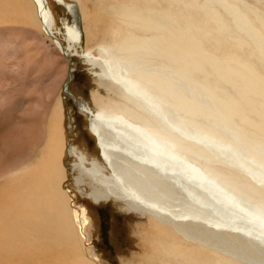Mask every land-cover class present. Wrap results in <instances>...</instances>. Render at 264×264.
<instances>
[{"label":"bare ground","instance_id":"1","mask_svg":"<svg viewBox=\"0 0 264 264\" xmlns=\"http://www.w3.org/2000/svg\"><path fill=\"white\" fill-rule=\"evenodd\" d=\"M77 1L82 22L74 10L60 37L47 0H0V264L100 260L91 219L63 186L75 55L100 69L80 109L111 174L81 153L73 169L96 204L139 216L138 249L119 264H264V11L243 0ZM181 3L196 18L172 11ZM96 5L111 34H125L110 46L95 48L87 31Z\"/></svg>","mask_w":264,"mask_h":264},{"label":"rangeland","instance_id":"2","mask_svg":"<svg viewBox=\"0 0 264 264\" xmlns=\"http://www.w3.org/2000/svg\"><path fill=\"white\" fill-rule=\"evenodd\" d=\"M118 2H125V0H113ZM246 4L257 7L259 10L264 11V0H243ZM47 4L51 7L53 16L56 20V26L53 31L57 32V35L61 37L64 31V24L66 22H72L73 11L80 16V4L77 0H47ZM87 6L91 5L90 2L86 3ZM74 5L75 9L71 6ZM175 7V8H174ZM172 11L176 14H182L187 12L189 17L196 18L192 10L188 7L185 9L184 4L171 6ZM72 11V12H71ZM79 13V14H78ZM96 15L99 16L98 24L91 27H86L89 33L96 31L101 40V44L94 43L93 46L97 48L100 45L110 46L113 42L123 38V34L119 28V34L113 36L110 32L111 27L109 19L106 15L100 14L96 5ZM82 22V21H81ZM56 29V30H55ZM59 30V31H58ZM93 38V37H92ZM225 50L228 52L229 48L226 46ZM96 56L102 57L96 51ZM72 74L71 82L69 84V92L63 93V102L65 103V119L64 129L67 149L69 147L74 148L73 153L65 152L63 157V166L66 168V179L63 182V186L68 190L70 200L75 206H79L80 209L90 217V224L87 226L89 229V241L88 245L92 246L97 253L98 264H119L118 256H124L128 258L132 251H137V237L136 222L139 216L134 212L123 210L122 202H115L111 199L99 201L96 204L88 194L93 190L89 178L85 175L80 177L77 169H73V165L79 162L77 154H82L86 161L84 162L86 168L90 167L88 161L95 160L100 166V171L105 175H110V166L108 162L102 156V149L98 143V137L92 132L90 127V115L83 109H80V104L86 103L92 105L91 93L98 85H100V78L97 73L100 72L97 65L87 64V62L79 57L74 56L72 62ZM106 78V77H105ZM99 81V82H98ZM99 94L105 95L104 92L99 90ZM108 97H113L108 94ZM94 107V106H93ZM76 152V153H75ZM80 154V155H81ZM110 160H116L115 155L110 156ZM110 162V161H109ZM82 178V183H78ZM233 240V239H232ZM85 250V246L83 247ZM257 264V263H252Z\"/></svg>","mask_w":264,"mask_h":264}]
</instances>
